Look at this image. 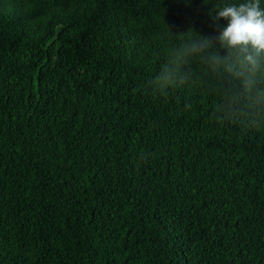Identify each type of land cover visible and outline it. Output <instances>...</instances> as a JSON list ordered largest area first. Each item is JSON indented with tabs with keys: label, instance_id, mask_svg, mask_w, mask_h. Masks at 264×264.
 Masks as SVG:
<instances>
[{
	"label": "trees",
	"instance_id": "1",
	"mask_svg": "<svg viewBox=\"0 0 264 264\" xmlns=\"http://www.w3.org/2000/svg\"><path fill=\"white\" fill-rule=\"evenodd\" d=\"M242 2L0 0V264H264V128L145 88Z\"/></svg>",
	"mask_w": 264,
	"mask_h": 264
},
{
	"label": "clouds",
	"instance_id": "2",
	"mask_svg": "<svg viewBox=\"0 0 264 264\" xmlns=\"http://www.w3.org/2000/svg\"><path fill=\"white\" fill-rule=\"evenodd\" d=\"M221 18L227 24L215 37L191 27L178 32L186 35L145 88L167 96L199 84L218 98L209 119L264 128V8L260 0H244L218 8L212 19ZM193 64L201 67L202 75L194 73Z\"/></svg>",
	"mask_w": 264,
	"mask_h": 264
}]
</instances>
